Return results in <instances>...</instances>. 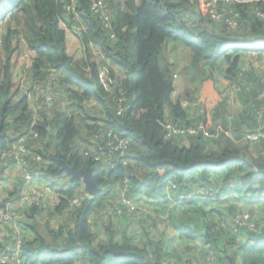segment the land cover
<instances>
[{
	"label": "trees",
	"instance_id": "obj_1",
	"mask_svg": "<svg viewBox=\"0 0 264 264\" xmlns=\"http://www.w3.org/2000/svg\"><path fill=\"white\" fill-rule=\"evenodd\" d=\"M97 1L107 19L93 11ZM204 2L0 0V176L13 171L15 152L25 164L19 173L39 172L56 194L50 208L17 207L20 264H264V136L228 149L264 133V69H255L264 63V1H218L216 18ZM17 35L31 53L29 83L52 94L36 114L13 89L12 44L6 50ZM169 41L186 45L204 69L177 97ZM212 69L230 80L237 107ZM165 120L182 132L170 133ZM251 147L256 155L245 152ZM63 162L92 168L95 194ZM20 183L6 193L14 204ZM242 200L261 206L249 214ZM135 203L154 221L140 219L145 209ZM44 210L50 222L61 218L58 232L39 221Z\"/></svg>",
	"mask_w": 264,
	"mask_h": 264
},
{
	"label": "rangeland",
	"instance_id": "obj_2",
	"mask_svg": "<svg viewBox=\"0 0 264 264\" xmlns=\"http://www.w3.org/2000/svg\"><path fill=\"white\" fill-rule=\"evenodd\" d=\"M259 1H264V0H259ZM204 10H208L206 7L204 8ZM209 12L211 14L212 18H216L217 16H219V12L217 9H211L209 10ZM209 12L207 11V14H209ZM220 18V17H219ZM66 42L68 43V48L70 50H74L76 49L77 46V41L75 39V37L71 34L70 31H66ZM2 40L0 41V55L1 53H5L4 49L2 52ZM10 44H12L13 46V50L10 47ZM12 50V51H11ZM10 56H11V66L13 67L14 70V82H13V89L17 90V97H21L22 95L27 99L28 98V102L31 104L32 109L37 111V105L41 104L40 101L43 100V102L47 105H49L51 103L50 101V97H52L51 92L44 87H40L38 84H31L29 83V63H30V52H28V50L25 48V45L23 43V39L20 35H17L15 38H12L9 40L8 42V51L6 50V52H10ZM193 52L186 47V45H184L182 42H178L175 43L172 41H169L167 49H166V55L168 57V60L171 62L172 65V77L174 80V84H175V93H174V97H177V94L180 93L181 89H186V91L190 92L192 89H194L196 87V84L198 83V77H200L201 73L204 71V69L202 68L203 63L199 60H196V62L193 60V58H191ZM80 56L84 57V51L82 48H80ZM5 58L4 54H3V58L1 61H3V59ZM264 61V59H263ZM255 69L256 71L259 73L260 71H262L264 69V63L263 62H256L255 61ZM212 75L213 77L216 79L217 81V87L219 89L222 90V95H224L226 98H230V102L233 103L232 105L234 107H237V103L235 101V97H236V93H235V89L233 87V85L230 84V80H228L227 78H225L219 71L212 69ZM183 94V93H182ZM180 97H185V96H180ZM32 98H34L32 100ZM35 100H39V101H35ZM1 104V103H0ZM232 106V107H233ZM53 108H60L58 105H53L51 106ZM34 110V113L36 114V111ZM35 119V118H34ZM169 121V120H167ZM241 134V132H240ZM239 134V135H240ZM250 136L248 135H244L243 138L238 139V141H236L235 145H229L227 148L228 149H237L240 150L242 149L244 142H245V138H247L246 140H250L249 138ZM21 152V150H19ZM246 153L248 154H252V155H256V151L254 149L251 148H247L245 150ZM15 156H18V153L15 155V152H13L12 158L14 159V164H10L8 165V167L11 169H13L12 172H9V174H4L3 177H0V183H4L7 185V187H3L0 189V204L3 207H0V209L3 211L6 207L11 206V208H9V211H14L16 214L15 216H18L17 213V207L19 206V203L16 204L14 206V198L12 197H8L6 195V193L8 194L10 191H12V187H14L13 185L15 184L16 180H18V183H20L19 185H21V189L22 186L24 185L25 181H27L26 179V175L25 172L23 174L19 173V167L18 164L15 160ZM10 158V159H12ZM10 179H12L14 182H12ZM41 179V177L39 178ZM43 181V180H42ZM39 181V182H42ZM37 187L40 189V192L44 195L42 196L39 201L45 203V205L47 207H51L52 205H54L56 203L55 199H56V194L52 191H48L45 190V188L43 187L44 185L42 184H36ZM241 190V192H245L247 187L245 186H238ZM237 192V191H236ZM236 192H233L234 194H237ZM246 193V192H245ZM262 194V193H261ZM6 195V196H5ZM246 195V194H245ZM17 197H19V195H17ZM21 197L22 198H27V193L25 191L21 192ZM223 198V197H221ZM261 200H264V197L261 198ZM5 201V202H4ZM155 202H162L161 200H155ZM245 204L242 205V208L245 209V211H247V213L250 214V211L252 212L253 210L256 211L259 209V207L261 206L258 202H250L248 203L247 201H243ZM144 203V202H142ZM140 204H136V209L138 210H143L145 209V207ZM252 203V204H251ZM149 204V203H148ZM225 205V204H222ZM226 205H229L228 203H226ZM259 206V207H258ZM46 207V208H47ZM144 207V208H143ZM264 207V206H261ZM147 210H149V208H146ZM145 209V211L143 212V214L141 215L142 220H147V221H154L153 220V216L155 215V212L153 210H149L147 211ZM50 217V212L48 213L47 211H43L42 214L39 215L40 218V222H46L49 221L47 218ZM144 217H147V219H145ZM19 220V216L17 218ZM52 221L48 222L50 225V227H52V230H54L55 232H58V228H59V224L61 223V218L57 219V217H55V215H52ZM124 220H127V217L123 218ZM122 220V221H124ZM23 221V220H22ZM118 221V219L113 220V222L116 224V222ZM92 230L95 231L96 230V226L94 224V226L92 227ZM190 244V243H189ZM193 244V243H191ZM190 244V246H191ZM198 245H200V243H196ZM183 245V244H182ZM194 245V244H193ZM183 247V246H182ZM168 249L170 251H173L172 246L168 247ZM2 264V263H1ZM12 264V263H11Z\"/></svg>",
	"mask_w": 264,
	"mask_h": 264
},
{
	"label": "built area",
	"instance_id": "obj_3",
	"mask_svg": "<svg viewBox=\"0 0 264 264\" xmlns=\"http://www.w3.org/2000/svg\"><path fill=\"white\" fill-rule=\"evenodd\" d=\"M204 7H206L208 10L211 9V7L216 6L218 1H225V2H231V1H236V0H204ZM101 5V1H97L93 4L92 9L95 13L101 12V14L104 16L105 19H107V16L104 15V13L102 11H99L98 6ZM103 75V74H102ZM104 77V76H103ZM102 77V81L103 83H105V77ZM52 97H50V101H51ZM164 125L166 127V129L170 132V133H178V132H182L179 131V129H177L175 127V124L171 121H167L165 120ZM258 136H264V133H254L251 137V139H257ZM127 138L121 137L120 142H124V143H128V140H126ZM19 150H23V147L20 146ZM15 160L18 164V167L20 169H25V164L23 162V160L21 158H19L18 156H15ZM25 172V171H24ZM23 172V173H24ZM26 175V179L27 181H25L24 185L22 186V191H25L27 193V198H20L18 200V202L16 204H21V203H31L34 201H39V199L44 196L41 192H40V187H37V179L40 178V173L39 172H25ZM3 187H7L6 184L4 183H0V189ZM14 204V206L16 205ZM9 208H11V206L6 207L3 211L0 209V230L4 231L3 229V225L4 224H8L9 227L11 228L13 234H14V239L11 242L10 240H3V237H0V239H2V245L4 246L5 253L3 255H1L0 257V264H20L21 262V249H22V241L20 239V232H19V227L22 225V216L19 214L18 210V216H19V220L17 219L18 216H15V212L14 211H9ZM7 235H9V233L5 232Z\"/></svg>",
	"mask_w": 264,
	"mask_h": 264
},
{
	"label": "water",
	"instance_id": "obj_4",
	"mask_svg": "<svg viewBox=\"0 0 264 264\" xmlns=\"http://www.w3.org/2000/svg\"><path fill=\"white\" fill-rule=\"evenodd\" d=\"M62 162V161H61ZM62 170L77 178H80L84 184V189L89 195L95 194L97 187L94 183V174L92 168L76 169L63 162Z\"/></svg>",
	"mask_w": 264,
	"mask_h": 264
},
{
	"label": "crops",
	"instance_id": "obj_5",
	"mask_svg": "<svg viewBox=\"0 0 264 264\" xmlns=\"http://www.w3.org/2000/svg\"><path fill=\"white\" fill-rule=\"evenodd\" d=\"M180 43V41H175V43ZM173 43V42H172ZM4 176V174L3 175H1L0 177H3ZM42 179V178H41ZM41 179H37V184H42V185H44L43 187L45 188V190H48V191H51V189L48 187V185L50 184V182L52 181V180H48V178L47 179H43V181L41 180ZM11 180V179H10ZM39 181H42V182H39Z\"/></svg>",
	"mask_w": 264,
	"mask_h": 264
}]
</instances>
